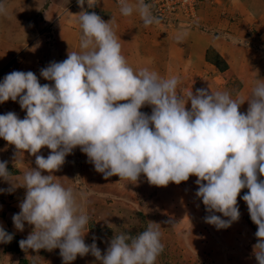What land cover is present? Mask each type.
Instances as JSON below:
<instances>
[{
  "label": "clouds",
  "instance_id": "obj_1",
  "mask_svg": "<svg viewBox=\"0 0 264 264\" xmlns=\"http://www.w3.org/2000/svg\"><path fill=\"white\" fill-rule=\"evenodd\" d=\"M77 3L83 8L85 0ZM119 3L122 15L137 11L145 27L159 23L145 0ZM87 4L92 8L97 0ZM110 22L95 12L79 14L82 51L41 70L54 86L41 85L31 71H13L0 83V104L19 97L26 110L22 120L14 112L0 115V138L15 146L16 158L24 152L35 156L36 168L23 177L25 199L13 216L18 231L25 222L34 226L19 241L21 250L59 248L64 264L89 253L101 264H155L163 251L160 231L153 227L158 224L152 222L136 235H115L104 255L95 240L85 244L89 218L74 192L54 182L53 175L79 147L105 179L118 176L119 182L136 184L143 175L150 185L166 187L196 176V195L206 210L228 218L207 216L206 223L217 229L239 220L237 197L247 188L243 200L257 226L253 251L264 264V84L246 100V114L239 111L245 100L228 92L198 89L185 99L177 93L176 77L162 79L128 65ZM145 105L152 107L151 115L140 111ZM44 147L51 150L47 158L38 155ZM9 176L7 162H0V177L9 181ZM12 239L0 227V243Z\"/></svg>",
  "mask_w": 264,
  "mask_h": 264
},
{
  "label": "rangeland",
  "instance_id": "obj_2",
  "mask_svg": "<svg viewBox=\"0 0 264 264\" xmlns=\"http://www.w3.org/2000/svg\"><path fill=\"white\" fill-rule=\"evenodd\" d=\"M255 1L246 0L243 2V6L249 8ZM201 2L196 6L195 17L191 20L192 22L184 19L174 20L173 17L170 18L173 21H169L167 17H157L159 23H153L148 27L143 25V28L140 29L143 34L140 36H135L136 34L134 33L139 31L138 27L140 25H138V22L126 23L123 20L125 17L122 16V19L120 16H113V14H121V11L112 0H98V4L94 6L92 12H95L105 22L111 21L110 27L121 44V54L125 53L126 61H129L126 53L132 52L134 45L147 47L152 52L155 51V53H152L153 58L150 57L143 64H138L139 67L133 68L134 71L148 69L151 72H155L162 79L173 77L170 76L171 70H176L179 75L183 71L187 73L189 70L187 66L198 63L197 58L188 50V44H193L194 39L188 36V40L184 39L182 40L183 42L176 41L178 46L183 47H180V49L186 51L184 57L179 54L178 58H170L166 54L165 48H163L169 45L170 39L174 43L176 37H179L180 34H199V37L197 36L196 38L200 39L201 47L192 49V52L200 54L198 59L201 56L200 58L210 68L220 69V67H223V58L220 55H215L217 53L211 50V44L216 46L217 43L224 41L237 50L239 48L240 51L245 50L244 52H250L253 56L259 57L262 62L259 67L261 72L264 71V23L261 27H257V29L260 28L263 36H259L256 32L257 29L250 30L248 32L250 34L247 32L246 34L237 23L235 25L232 24L240 17L237 9H231L234 6L235 8L237 7L238 3L236 0H203ZM138 3L139 1L137 0L136 5ZM73 10L89 12L86 10L85 4L81 8L75 2L70 5L68 12ZM151 13L154 16L152 10ZM10 22L4 21L1 26L7 32L8 39L5 41L13 44L6 48L8 57H12L9 63L3 67L6 68V66L12 64L11 72L31 71L36 75L38 64L41 63L42 59L47 63V59L52 57V53H57V55L62 53L63 59L58 60V62H62L67 59L68 54L82 51L80 47L82 29H80V32L77 30V35L75 34L74 38H69L67 34L65 38L59 37L62 34L61 32L54 38L52 34L57 33L59 30L57 29L52 33L55 29H52L51 25H49L50 27L46 26L44 33V50L35 52L32 50L33 46L31 45L19 50V46L15 44L21 41L17 40L18 38L14 39V35H12L19 33H10ZM53 26L55 28L61 27L58 23ZM253 34L258 37H251ZM21 35L25 38L24 33ZM57 39L60 42L58 45ZM161 42L163 44L159 49L157 45ZM38 44L35 45L38 46ZM185 45L186 50L184 49ZM142 49L140 48V50ZM3 59V55H0V61ZM184 65L187 66L184 67ZM166 69L168 71L167 75L164 74ZM176 78L178 79V77ZM254 80L253 78L245 83L244 94L241 98L236 97L234 92L229 93L233 99L245 100L239 108V111L245 114L249 107L246 100L252 96L254 89L258 86L257 81L255 80V83ZM40 81H44V78L39 80V83L44 85ZM45 81L54 86V82ZM188 83L192 85L193 81L189 80ZM218 85L219 89L217 88L216 92L229 91L226 89L230 87L222 82ZM198 89L204 88L196 84L193 87L187 86L178 80L177 93L185 99H187L191 91L195 94ZM208 90L210 91V89ZM232 90L234 91L235 89L232 88ZM246 90L251 91V96L248 98L245 97V94L248 93ZM17 100H19V97ZM9 105L6 108L7 111L14 112L18 118L26 117V110H22L21 107L17 110L15 107L17 105L20 106L19 101L18 104L16 101H12ZM186 109H191L190 101L186 104ZM140 111L151 115L152 107L145 105ZM5 143L7 144L5 145ZM50 151V149L44 147L38 155L47 158ZM16 152L15 146L8 144L2 138V143H0V162H7V171L11 173V176L8 177L9 181L0 177V189L3 190L0 191V215L4 214L5 210L9 213L13 212L14 214L12 215L20 212L19 206L26 196V189L21 187L24 183V174L31 168H36L35 156L24 152L16 158ZM42 174L47 175L48 173L44 172ZM53 175L54 182L61 184L66 189H71L76 195L77 203L89 218V222L84 229L85 235L83 239L85 244L90 246L95 240L102 255L106 254L107 249L110 247L111 239L115 235L124 232L136 235L145 231L149 226V222H152L158 224L153 225V227L158 228L160 231V240L164 246L155 264H258L253 251V245L257 243L255 236L257 226L252 222L247 204L243 200V196L248 192V189H242L237 197L240 213L239 220L233 222L228 228L217 229L214 225L206 223V217L217 215L221 219L226 220L228 218L223 217L221 213H209L206 210L202 199L196 195L198 191L196 176H190L187 181L181 182L179 185L169 183L166 187L150 185L147 182V178L143 175L140 176L136 184L127 180L119 182L120 178L118 176L105 179L103 174L95 170L94 165L79 147L73 149L72 153L65 157L64 164ZM260 179H264V177H260ZM9 218H12V216L10 215ZM169 221L173 223H169ZM33 228L34 226L27 227L28 232L25 234L23 233L26 228L22 232L19 231L18 234L9 232V234L13 235V239L10 243H0V264H64L59 248L51 251L47 249H40L39 251H33L32 249L21 250L19 241L26 239L33 231ZM71 264H101V261L89 253L83 257L78 255Z\"/></svg>",
  "mask_w": 264,
  "mask_h": 264
},
{
  "label": "crops",
  "instance_id": "obj_3",
  "mask_svg": "<svg viewBox=\"0 0 264 264\" xmlns=\"http://www.w3.org/2000/svg\"><path fill=\"white\" fill-rule=\"evenodd\" d=\"M75 1L76 0H0V5H3L4 7V11L0 12V28H1L0 29V55H3L4 57V59L0 61V83L3 82L5 76L9 74L13 68L12 64H9L8 66H6V68H3L5 67V65L9 63V60L12 57V56L8 57V54H7L8 50L6 48H8L9 45H13V44L7 43L5 41L8 39V36H7L6 30L4 28L2 29L1 23L4 21H11L10 22L11 23L10 33L20 34V35L12 34L14 35L13 37L14 39L18 38L17 40L21 41V42H16L15 44L16 46H19L18 47L19 50L22 48H25V46L27 45H31L33 46L32 50H34L35 52H38L39 50H44L45 42L43 40L45 38L44 33L46 31L47 25L48 26L51 25V28L53 27L52 29H55L52 33H54L57 29L59 30L57 33L52 34L54 38L60 32L62 34L59 37L62 36L63 38L66 37V34L69 36V38H74L75 34L77 35V30L80 32L81 27L79 23V14L82 11L73 10L72 12L71 11L68 12L70 5H73ZM136 1L137 0H130L129 3L132 5H136ZM138 1L140 2V0ZM244 1L246 0H239V1L236 0V2L238 3L237 7L235 8L234 6L231 8L235 10L237 9L238 11L237 13L240 16L238 19H236V22L232 24L235 25L237 23L239 26H241V30H243V32L248 33L250 32V30H256L257 27H261V25L264 23V1L256 0L255 2L252 3V5L249 6V8H246L245 6H243ZM118 7L120 8V6ZM113 16L114 17L120 16L121 18L122 16L125 17V19L123 18L122 19L126 23L128 22L133 23L134 21L138 22V25H140L138 27L139 31L135 29L137 31V32H134L136 34L135 36L137 35L140 36L143 34V31H141L140 29L143 28L144 23L137 11L134 10L132 15L130 16H124L122 14H113ZM12 17H14L15 19ZM57 23L58 25H61V27L55 28L53 26L54 24H57ZM118 25L121 26L120 24ZM17 26L19 27L17 28ZM256 32L259 34V36H263V33L261 32L260 28L257 29ZM23 33H24L25 38H23V36L21 35ZM188 36L194 39L193 44H190V45L188 44V47H189L188 50L191 51V54L197 58L198 63L190 65V66L184 65V67L187 66L189 70L187 71V73H184L185 71H183L181 75L177 74L176 70L170 71V76L178 77V80L181 83H184L187 86H191V87L195 86L196 84L199 87H202L204 89H210L211 92L215 93L217 88L219 89L218 84L222 82L224 85L230 87L229 89L228 88L226 89V90H229L228 93L234 92V94H236V97L238 96L239 98H241V96H243L244 94V89L246 86L245 83L250 81L251 79L254 78L257 81V85L264 84V77H263L264 71L261 72V68L259 67L260 63H262L260 58L253 56L250 52H244L245 50L240 51L239 48L237 50L235 47L231 46L230 44L224 41L217 43L216 46L211 44L212 46L211 50L217 53L215 55H220L224 60V65L222 68L220 67V69L210 68V66L206 65V62L200 58L201 56H199V59H198V55L200 54L196 52H192V49L201 47L200 39L198 40L196 38L197 36L199 37V34L198 35L197 34L196 35L195 34L194 35L180 34L179 37H176L177 40L175 39L174 43L172 39H170L171 41L169 45L168 46L166 45V47L165 46L163 47L165 48L166 54L169 55L170 58H174V59L176 57L178 58L179 54H181V57H184L186 55V51H183L182 49H180L181 46H178L176 41L183 42L182 40L184 39L188 40L189 38ZM251 37L254 38L258 36H256V34H253ZM26 40L27 42L24 43V41ZM38 41L40 42L39 44H38ZM56 42H57V45L60 44L58 39ZM35 44H38V46H36ZM162 44L163 43L161 42L159 45H157L158 46L157 48L160 49ZM186 45L184 48L185 50H186ZM140 48H143V49L140 50ZM153 52L155 53V51ZM153 52L152 50H149L147 47L144 48L143 46H140V45L139 46L134 45V50L132 52L130 51L129 54L126 53V56L129 58V61H127V63L132 69L137 66L139 67L138 64H143L150 57L153 58L152 57ZM58 53L60 52L58 51ZM61 54L62 53H60V55L59 54L57 55V53L56 54L52 53V57L50 58L48 57L47 63L46 61L42 59L41 63H39L36 68L37 70L36 76L37 77L39 76L38 80H40V78H43L41 76L42 69L48 67L53 62H58V60L63 59ZM122 55L125 57V53H122ZM164 74L165 75L168 74L167 69L165 70ZM189 80L193 81L192 85L191 84L189 85L188 83ZM255 80L254 82L256 83ZM40 82L43 84H48V82L45 81V79L44 81H40ZM49 84L51 85V83ZM232 88H234L235 90L233 91ZM247 92L248 93L245 94V97L248 98L249 96H251L250 94L251 91H247ZM18 101L19 100L16 101L17 104H18ZM9 103H12V101L8 100L4 102L3 104H0V111H2L0 115L9 113L10 110L7 111L6 109L10 105H12V104L9 105ZM15 107L18 110L20 106L17 105ZM19 119L22 120L24 119V117H21ZM0 143H2V138H0ZM6 144L7 143H5V145ZM12 214L14 213L13 212L9 213L7 210H5V213L0 215V227H3V229L7 233L10 232L12 234H18L19 231L15 229L14 224H13L14 215ZM10 215L12 216V218H9ZM26 226L29 227L32 225H29L26 222L24 225V230L25 228L26 230L23 234L28 232Z\"/></svg>",
  "mask_w": 264,
  "mask_h": 264
},
{
  "label": "built area",
  "instance_id": "obj_4",
  "mask_svg": "<svg viewBox=\"0 0 264 264\" xmlns=\"http://www.w3.org/2000/svg\"><path fill=\"white\" fill-rule=\"evenodd\" d=\"M112 1L117 6H120L119 0ZM201 1L203 0H145L146 3L152 6L151 10L154 13L155 17H167L169 21H173L170 19L171 17H173L174 20L184 19L191 21L195 17L196 6ZM75 4H78L77 0L75 1ZM85 7L86 10L89 11V13L94 10V6L92 8L88 7L87 0H85Z\"/></svg>",
  "mask_w": 264,
  "mask_h": 264
},
{
  "label": "trees",
  "instance_id": "obj_5",
  "mask_svg": "<svg viewBox=\"0 0 264 264\" xmlns=\"http://www.w3.org/2000/svg\"><path fill=\"white\" fill-rule=\"evenodd\" d=\"M245 189H247V188H245Z\"/></svg>",
  "mask_w": 264,
  "mask_h": 264
}]
</instances>
